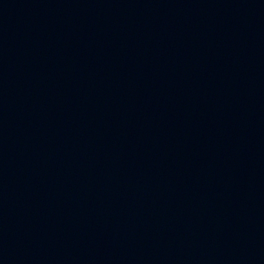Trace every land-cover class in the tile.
I'll use <instances>...</instances> for the list:
<instances>
[{
    "label": "water",
    "instance_id": "obj_1",
    "mask_svg": "<svg viewBox=\"0 0 264 264\" xmlns=\"http://www.w3.org/2000/svg\"><path fill=\"white\" fill-rule=\"evenodd\" d=\"M0 264H264L255 0H0Z\"/></svg>",
    "mask_w": 264,
    "mask_h": 264
}]
</instances>
